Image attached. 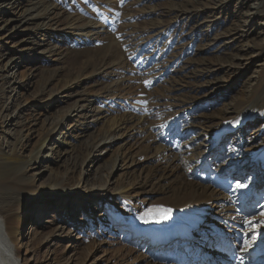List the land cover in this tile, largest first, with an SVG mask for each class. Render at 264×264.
Here are the masks:
<instances>
[{
    "label": "rangeland",
    "instance_id": "obj_1",
    "mask_svg": "<svg viewBox=\"0 0 264 264\" xmlns=\"http://www.w3.org/2000/svg\"><path fill=\"white\" fill-rule=\"evenodd\" d=\"M16 2L19 6L15 16L24 14L23 25L32 30L40 24L34 15L43 6H47L56 8L54 19L62 21L54 27L56 36L88 23L90 29L94 22L92 26L98 24L101 33L97 34L94 30V33H89L90 43L87 45L77 37H72L67 44H61L55 36L44 40L40 34H35L31 38L34 43L31 48L26 43L16 42L21 32L16 34L15 31L0 39V54L16 50L15 54L22 56V61L32 68L29 72L32 87L24 96L28 100L16 98L9 89L0 94V116L3 114V107L13 106L15 112L8 119H12L14 125L21 124L26 117L39 111L54 119L69 108L76 92L85 96L82 104L83 112L86 113L89 100L93 98L88 92L92 90L99 109L105 107V100L113 98L118 102L115 101V105H120L121 109L139 107L141 111H145L151 125L157 127L156 134L161 132L163 124L175 116L196 129L206 125V130L214 135L219 129L218 117L222 108L228 109L229 119L235 118L238 111L248 114L253 107L259 108L254 120L229 134L224 142V151L235 148V142H240V150L247 157L249 153L264 147V5L258 8L263 0ZM13 9L8 3L0 5V17L11 16ZM16 18L17 21L19 18ZM46 19L44 18V22ZM35 43H47L48 47L41 52L39 45ZM53 45L55 51L52 52ZM56 52H59L57 57L53 55ZM16 58L15 56L14 59ZM55 72L58 73L55 80L57 84L53 81L47 86L48 94L68 83L76 87L78 81L80 85L75 88V93L66 94L60 99L57 97L51 107L44 106L41 99L31 91L39 89ZM15 81L23 83L17 75ZM0 87L7 88L2 81ZM124 88L128 92L126 89L124 92ZM242 90H246L247 94L239 99L238 94ZM201 100L199 105H195ZM6 131V137L0 134L1 142L13 136L12 128ZM251 136L256 137L255 143L244 146L246 138ZM87 140H91L89 132L76 143L78 153L76 151V155L60 162L68 166L67 184L73 183V179L75 181L79 166L88 151ZM205 143L207 144L206 141ZM96 169L105 171L99 156L95 158L91 168L89 164L85 165L86 174L91 177L97 173ZM28 173L34 174L38 182L44 185L51 183L46 170L38 169L35 164L29 168ZM257 175L255 166L250 175L246 176V182ZM86 190L88 203L81 199L73 203L62 199L50 205L39 204V207L27 206L21 209L26 236L21 241L27 242V247L30 248V252L26 254L27 258L31 256L29 264H130V260L125 259L121 253H126L135 243L130 227L125 225V219L133 214L132 200L117 194L95 197L88 192L89 187ZM169 202H173L172 199L159 197L155 204L164 205ZM80 209L84 211L82 216ZM89 209L95 215L94 220L87 216ZM259 213L260 210L250 213L253 217L249 218L253 224H259ZM210 217L211 213L206 215L200 227L215 228L218 222H223L215 218L213 223L208 224ZM223 220L233 228L241 227L242 232L246 229L244 219L241 220L242 223L234 218ZM242 232L240 237L244 234ZM33 234L35 236L31 237ZM23 243L20 249L24 258ZM19 245L17 242L16 247ZM231 247L241 252V242L232 243ZM145 248L146 243L142 242L133 251L142 252ZM219 250L217 247L216 253ZM213 255H216L215 252ZM156 262L164 263L162 259H157Z\"/></svg>",
    "mask_w": 264,
    "mask_h": 264
},
{
    "label": "bare ground",
    "instance_id": "obj_2",
    "mask_svg": "<svg viewBox=\"0 0 264 264\" xmlns=\"http://www.w3.org/2000/svg\"><path fill=\"white\" fill-rule=\"evenodd\" d=\"M4 3L14 9L11 16L0 17V39L15 31L16 34L21 32L16 42L26 43L31 48L34 45L31 38L35 34H40L44 40L55 36L61 44L77 37L87 45L90 43L89 33H101L98 24L92 26L94 22L90 29L89 23L86 26L76 25L73 30L56 36L54 27L61 20L54 19L56 8L47 6H43L34 15L40 24L32 30L23 25V13V16L16 15L19 18L16 21L15 14L19 6L16 0H0V5ZM262 5L264 0L258 8ZM44 18H47L45 22ZM37 45L41 52L48 47L47 43ZM54 48L55 45L51 47L52 52ZM15 51L0 54V81L7 86L0 87V94L9 89L16 98L26 101L28 99L24 96L32 87V76L29 73L32 68ZM58 54L53 53L56 57ZM16 75L23 83L15 81ZM56 76L58 73L55 72L39 89L33 87L35 91H31L41 99L44 106L51 107L57 97L60 99L66 94L75 93V88L80 85L78 81L76 87H72L71 83L62 86L58 84L60 87L48 94L46 88L56 80ZM54 83L57 84L56 81ZM245 91L239 92V99H243ZM88 93L93 98L89 100L86 113L83 112L82 104L85 96L76 92L69 108L54 119L39 111L26 117L17 126L12 119H8L15 108L5 106L1 109L0 134L6 137V130L12 128L13 136L7 137L5 142L0 141V264H29L31 260V256L26 257L27 252H30L27 242L21 241L26 238L21 209L27 206L39 207V204L50 205L62 199L72 203L81 199L88 203V187V192L95 197L117 194L132 200L133 214L125 219V225L130 227L135 243L126 253H121L125 259L130 260V264H158L157 259H162L165 264H264V225H260V222V226L254 230L257 240L252 248L246 253H239L231 247L237 241L243 246L247 236L250 239L253 229L252 225L246 223L250 220V213L264 211V147L247 153V157L240 150V142H235V148L224 151V142L229 134L254 120L259 108L253 107L248 114L238 111L235 118L230 119L228 109L222 108L218 117L219 129L214 135L206 130V125L196 129L175 116L167 123L164 121L161 132L156 134L157 127L151 125L149 116L139 107L121 109L120 105H115L116 99L109 98L104 101L105 107L99 109L96 107L94 92L89 90ZM88 132L91 134L90 142L87 140L88 151L79 166L75 181L73 179V183L67 184L68 166L60 162L76 155V151L78 153L76 143ZM255 140L254 136L246 138L244 146L255 143ZM97 156L102 166H105V171L96 169L97 173L91 177L86 174L85 165L89 164L91 168ZM33 164L38 169L46 170L51 181L49 185L38 182L34 174L28 173ZM255 166L258 175L246 182V176L250 175ZM238 181L247 187L236 188ZM159 197L172 199L173 202L157 205L155 202ZM83 212L80 209L81 216ZM92 212L89 209L87 213L90 220L95 219ZM210 213L208 224L213 223L215 218L223 222H218L215 228L200 227L202 220ZM163 214H168L169 218L161 220ZM260 217V221L264 220V216ZM223 218H234L240 222L244 219L247 224L245 231L242 232L241 227L233 228ZM184 225L192 227L189 239L178 237L179 229ZM240 232L244 233L241 237ZM17 242L20 243L19 247H16ZM142 242L146 243V248L142 252L133 251ZM22 243L25 248L24 258L20 249ZM217 247L220 248L219 253H216Z\"/></svg>",
    "mask_w": 264,
    "mask_h": 264
},
{
    "label": "snow or ice",
    "instance_id": "obj_3",
    "mask_svg": "<svg viewBox=\"0 0 264 264\" xmlns=\"http://www.w3.org/2000/svg\"><path fill=\"white\" fill-rule=\"evenodd\" d=\"M245 187H247V185H246V184H243V183H240L239 181H238L237 184H236V188H238V189H242V188H245ZM169 211H170V210H169ZM259 214H260L261 216H264V211H261ZM168 218H169L168 214H163V215L160 216V219H161V220H167ZM246 223L252 225V229H253V231H252V233L250 234V239H246V240H244V241H243V246L240 247V251H241V252H245V253H246L250 248L253 247V243L257 240V234L255 233L254 230H255L257 227H259L260 225H264V220L260 221V225L253 224V222H252L251 220L246 221Z\"/></svg>",
    "mask_w": 264,
    "mask_h": 264
}]
</instances>
